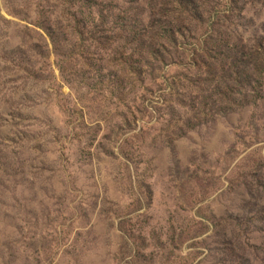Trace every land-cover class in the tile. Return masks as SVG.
<instances>
[{
  "label": "rangeland",
  "instance_id": "1",
  "mask_svg": "<svg viewBox=\"0 0 264 264\" xmlns=\"http://www.w3.org/2000/svg\"><path fill=\"white\" fill-rule=\"evenodd\" d=\"M0 264H264V0H0Z\"/></svg>",
  "mask_w": 264,
  "mask_h": 264
}]
</instances>
